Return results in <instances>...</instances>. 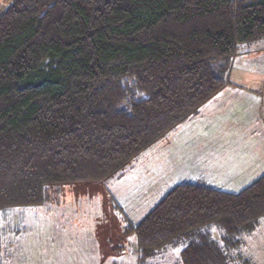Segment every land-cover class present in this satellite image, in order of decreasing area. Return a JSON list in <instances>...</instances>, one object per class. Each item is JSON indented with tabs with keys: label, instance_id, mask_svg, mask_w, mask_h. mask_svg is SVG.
Here are the masks:
<instances>
[{
	"label": "trees",
	"instance_id": "1",
	"mask_svg": "<svg viewBox=\"0 0 264 264\" xmlns=\"http://www.w3.org/2000/svg\"><path fill=\"white\" fill-rule=\"evenodd\" d=\"M3 3L0 216L121 177L228 83L242 44L264 40V0ZM261 219L264 173L237 191L182 181L122 236L136 264H252L243 239Z\"/></svg>",
	"mask_w": 264,
	"mask_h": 264
},
{
	"label": "rangeland",
	"instance_id": "2",
	"mask_svg": "<svg viewBox=\"0 0 264 264\" xmlns=\"http://www.w3.org/2000/svg\"><path fill=\"white\" fill-rule=\"evenodd\" d=\"M3 6L0 0V11ZM249 69L258 78L264 75V40L242 44L235 54L227 75L229 82L238 83L236 88L231 86L236 93L233 101L217 98L215 110L200 109L198 116L184 121L136 156L114 183L118 195L114 196L108 187L111 179L91 185H62L50 188L41 204L14 207L1 215L0 264H136L134 236L124 239L123 226L142 217L176 183L196 180L197 169L193 168L198 165L185 161L191 154L200 160L208 158L206 148L199 146L204 147L205 140L216 132L219 144H233L218 149L215 162L208 163L212 168H198L205 178L200 181L212 185L225 182L232 191L250 183L253 178L246 177L249 161L241 156L236 145L247 138L246 125L257 122L253 116H245L236 109L231 111L233 106L245 110L250 101L261 97L238 81L245 75L241 72ZM248 134L255 139L257 131ZM223 149L228 153L234 151L226 155ZM249 235L244 236L248 250L244 256L252 264H264V220ZM119 243L124 244L122 251L112 250Z\"/></svg>",
	"mask_w": 264,
	"mask_h": 264
},
{
	"label": "crops",
	"instance_id": "3",
	"mask_svg": "<svg viewBox=\"0 0 264 264\" xmlns=\"http://www.w3.org/2000/svg\"><path fill=\"white\" fill-rule=\"evenodd\" d=\"M241 74H245V75L242 76L241 79L239 78L240 80H238V81H240V83H245L247 85L246 87L248 89L249 88L252 89L253 90L252 92H255V93L257 92L261 96L256 101H250L251 105H248V106H250V108L247 106L245 110L244 109L242 110V108H239V106H235V107L233 106L232 107L231 102L227 99L229 101L228 105H230V107L234 108V109H231V111H235V109H236L237 112L242 113L245 116H247V115L253 116L255 121L258 123V124L255 123L254 124L255 126L253 124H249V125L247 124L245 127V129L247 130V133H246L247 138L239 140V144L236 145V146H239L238 149H239V152L241 153V156L249 161L248 166H247V170H250V171L247 172L248 175L246 173V177L247 178L252 177L253 178L252 180H254L260 174L264 173V75L261 78L260 77L258 78L256 76V74H254L252 72L251 69H249L247 71L245 70V72H241ZM228 86H230V87H228ZM231 86H234V88H236V86H238V83L237 82H229V79H228L227 85H225V87L221 91H219L215 96H213L209 101H207L200 109L204 110V108H205L206 111L208 109H210L211 111L215 110L217 107L215 105V103H217V100H218L217 98H219V99L220 98H222V99L229 98L231 101H233L232 99L234 96H236V93L233 92L234 88ZM227 88H230V89H227ZM257 93H256V97H257ZM253 97H255V96H253ZM214 105H215V108H214ZM248 110H250V113H248L249 112ZM199 112L200 111H198V113L196 115H194L192 117V119L194 117L198 116ZM212 116H214V115L212 114ZM253 117H250V118H253ZM258 119H260L261 122H258ZM210 128H211V126H210ZM256 131H257V136L255 137V139L251 138L253 135L250 136L248 133L249 132H256ZM200 134H203V133H200ZM211 137H209L205 140V143L203 144L204 147H202V144H200V146H199L201 148H206L208 158L202 157L200 160L199 157L196 156V154L195 155L191 154L189 156L190 158H188V160L185 161L186 163L191 162V164L195 163L198 165L196 168H193V170L197 169V173L195 175V178H196L195 181H200L202 179H205L204 175H202L200 173V171L198 170V168H200V166L212 168L211 164L215 162L213 160V158L217 157L216 152L218 151V149L220 147H229L230 145L233 144V141H226L224 144H219V142L217 140V132L211 134ZM190 143L192 145H194V140H192V142H190ZM196 146H198V143ZM223 151L225 153H227L226 155H228L229 153L232 154L234 150L229 152V153L227 152L226 149H223ZM193 160H195V162ZM208 163H211V164H208ZM214 170L215 169H213L212 171H214ZM121 177H118V178L115 177L114 179H111V180H113V182L110 181L111 183H108V187L111 189V191H113L114 196L119 194L117 189L114 188V183L117 180H119ZM183 181L195 182L193 180H183ZM180 182H182V181H180ZM206 183L212 185L208 181ZM219 183H221V182H216V184L218 186L214 185V184L212 186L218 187V188L225 190V191H232V190L227 189V183L226 184H225V182L221 183V184H219ZM243 242L244 243H243V247H242V252L244 253L245 251H248L247 248L245 247V238L243 239Z\"/></svg>",
	"mask_w": 264,
	"mask_h": 264
},
{
	"label": "snow or ice",
	"instance_id": "4",
	"mask_svg": "<svg viewBox=\"0 0 264 264\" xmlns=\"http://www.w3.org/2000/svg\"><path fill=\"white\" fill-rule=\"evenodd\" d=\"M213 230H215V229H213Z\"/></svg>",
	"mask_w": 264,
	"mask_h": 264
}]
</instances>
